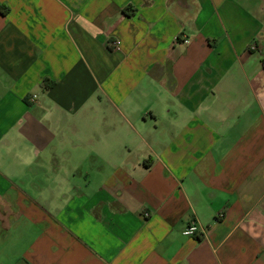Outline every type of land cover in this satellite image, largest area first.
Segmentation results:
<instances>
[{
  "label": "crops",
  "instance_id": "crops-1",
  "mask_svg": "<svg viewBox=\"0 0 264 264\" xmlns=\"http://www.w3.org/2000/svg\"><path fill=\"white\" fill-rule=\"evenodd\" d=\"M263 38L264 0H0V264H264Z\"/></svg>",
  "mask_w": 264,
  "mask_h": 264
},
{
  "label": "built area",
  "instance_id": "built-area-1",
  "mask_svg": "<svg viewBox=\"0 0 264 264\" xmlns=\"http://www.w3.org/2000/svg\"><path fill=\"white\" fill-rule=\"evenodd\" d=\"M112 45L116 46L117 43L113 42ZM33 99H35V96L32 97V100ZM197 231H198V227L194 223H192L184 230L183 235H185V236H193V235H195L197 233Z\"/></svg>",
  "mask_w": 264,
  "mask_h": 264
},
{
  "label": "rangeland",
  "instance_id": "rangeland-1",
  "mask_svg": "<svg viewBox=\"0 0 264 264\" xmlns=\"http://www.w3.org/2000/svg\"><path fill=\"white\" fill-rule=\"evenodd\" d=\"M263 41H264V38H263ZM262 44H263V46H264V42H262ZM263 55H264V53H263ZM263 60H264V57H263ZM73 154L76 155V153H73ZM78 155H80V154H78ZM84 156L90 158L91 155H86V154H85ZM92 156H93V155H92ZM64 160H65V159H64ZM60 164H61V165H65V162H61ZM76 172L79 173V170H76L75 173H76Z\"/></svg>",
  "mask_w": 264,
  "mask_h": 264
}]
</instances>
